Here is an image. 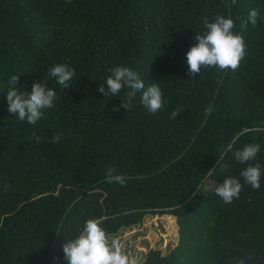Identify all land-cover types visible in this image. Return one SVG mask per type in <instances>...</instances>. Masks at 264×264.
Wrapping results in <instances>:
<instances>
[{"label":"trees","instance_id":"1","mask_svg":"<svg viewBox=\"0 0 264 264\" xmlns=\"http://www.w3.org/2000/svg\"><path fill=\"white\" fill-rule=\"evenodd\" d=\"M216 14L233 18L245 55L189 78L185 53ZM56 63L75 69L68 88L48 75ZM116 65L160 84L161 109L138 94L114 111L122 97L97 89ZM13 74L56 89L35 125L7 111ZM246 143L264 170V0H0V264H68L62 244L85 219L112 236L164 214L178 243L141 264H264V171L252 188L233 156ZM225 176L242 184L230 203L215 194Z\"/></svg>","mask_w":264,"mask_h":264},{"label":"clouds","instance_id":"2","mask_svg":"<svg viewBox=\"0 0 264 264\" xmlns=\"http://www.w3.org/2000/svg\"><path fill=\"white\" fill-rule=\"evenodd\" d=\"M259 15L257 9H250L245 23L253 25ZM203 31L196 33L191 46L185 53L187 72L189 78L201 72V68L214 66L221 70L236 69L245 55L243 37L233 31L234 20L230 16L216 14L209 20L205 17L202 21ZM110 74L104 83L99 85L98 92L107 96H121V104L113 105V110L119 107L127 110L139 94V102L147 111L156 113L163 106V93L158 83H145L141 74L134 68L126 65H116L109 69ZM48 75L54 78L55 83L62 88H68L69 82L75 76V69L66 63H56L48 70ZM19 76L11 75L8 81L6 102L7 111L15 114L20 120H25L30 125H35L44 115V110L52 108L57 98L54 87L40 79H33L31 90L27 91L25 85L18 83ZM124 90L123 96L121 90ZM177 115L176 111L170 114ZM36 141L41 138L34 137ZM59 135L53 136L52 141L57 142ZM260 145L246 143L242 148L233 152L236 162L245 164L239 177L244 183L258 189L261 184L262 168L259 163H248L255 159ZM114 169L109 167L107 177L123 183L119 175L113 177ZM242 184L238 177L225 176L223 182L215 188V194L225 203H230L238 197ZM64 258L68 264H130L129 257L122 251L118 238L110 237L97 218H87L82 222L78 232L70 239H65L62 244Z\"/></svg>","mask_w":264,"mask_h":264},{"label":"rangeland","instance_id":"3","mask_svg":"<svg viewBox=\"0 0 264 264\" xmlns=\"http://www.w3.org/2000/svg\"><path fill=\"white\" fill-rule=\"evenodd\" d=\"M113 236L120 240L130 264H141L151 248L167 253L178 243V225L172 215L148 216L140 226L122 229Z\"/></svg>","mask_w":264,"mask_h":264}]
</instances>
